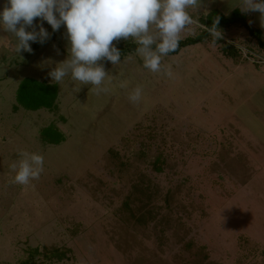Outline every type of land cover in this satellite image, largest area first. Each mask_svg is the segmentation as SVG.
<instances>
[{"label": "rangeland", "instance_id": "rangeland-1", "mask_svg": "<svg viewBox=\"0 0 264 264\" xmlns=\"http://www.w3.org/2000/svg\"><path fill=\"white\" fill-rule=\"evenodd\" d=\"M238 4L199 0L179 41ZM220 31L162 57L160 73L136 52L98 62L99 93L48 76L70 59L66 36L19 54L0 38V264H26L37 249L28 264H264V51L240 25ZM27 78L58 87L55 110L18 103ZM49 127L65 142L44 141ZM21 153L43 157L27 185L13 179ZM53 250L66 258L47 259Z\"/></svg>", "mask_w": 264, "mask_h": 264}, {"label": "clouds", "instance_id": "clouds-1", "mask_svg": "<svg viewBox=\"0 0 264 264\" xmlns=\"http://www.w3.org/2000/svg\"><path fill=\"white\" fill-rule=\"evenodd\" d=\"M199 6V0H4L0 8V30L15 37L14 51L32 52L31 43L44 44L50 33L63 26L70 59L56 64L48 73L52 81L61 82L66 76L84 85H93L97 92L106 76L103 63L121 62V52L115 42L132 38L138 45L143 67L153 73L162 71V57L174 52L180 34L194 23L188 9ZM242 13L259 12L264 27V0H239L236 7ZM36 21V23H34ZM219 17L207 28L214 42L221 37ZM58 65V66H57ZM166 75H171L165 71ZM137 87L129 95L133 103L141 99ZM19 164L11 165L14 182L27 185L43 171V157L36 153H21Z\"/></svg>", "mask_w": 264, "mask_h": 264}, {"label": "trees", "instance_id": "trees-1", "mask_svg": "<svg viewBox=\"0 0 264 264\" xmlns=\"http://www.w3.org/2000/svg\"><path fill=\"white\" fill-rule=\"evenodd\" d=\"M250 12V11H249ZM249 12L242 13L239 9H235L228 16L222 14L218 10H214L207 16L202 17L199 21L205 30L203 33L196 38H188L183 41H179L178 47L174 52H170L167 55L175 56L178 55L183 49L195 46L199 43L206 41L210 38V34L207 28L212 26V22L215 17H219V23L217 25L218 31L223 29H228L237 25L243 27L249 35L256 41L257 45L261 50L264 51V35L263 32L254 26V21L252 17H249ZM47 26V31L51 34L49 40L56 42L61 37H65L64 31L52 32L51 27L45 22ZM138 47L135 43L118 44L117 48L120 50L121 55L125 56L129 53L136 52L135 49ZM228 47L230 51H233L235 55L239 52L232 48L231 46H223V48ZM59 97V89L56 85H50L47 83L39 82L32 78H27L23 80L18 88L17 100L18 103L27 111L37 112L39 110L45 109L53 111L57 108V100ZM42 138L44 141L51 145H60L65 142V136L56 128L49 127L42 131ZM127 206V203L125 204ZM39 253V250H34L28 257L26 264L33 260L35 255ZM47 259H56L57 261H63L66 258V254L59 250L48 251Z\"/></svg>", "mask_w": 264, "mask_h": 264}, {"label": "crops", "instance_id": "crops-1", "mask_svg": "<svg viewBox=\"0 0 264 264\" xmlns=\"http://www.w3.org/2000/svg\"><path fill=\"white\" fill-rule=\"evenodd\" d=\"M4 6V0H0V8H2ZM253 14L255 15V23L257 24V22H261V21H259V19H260V14H259V12H253ZM43 26L45 27V29L46 30H48L47 29V26H46V24H45V22L43 23ZM260 27H261V25H260ZM259 26H258V28H260ZM261 29V28H260ZM262 32H263V35H264V31L262 30ZM0 38H5L6 40H7V42H8V40L10 41H12V42H15L16 43V41H15V37L14 36H12L11 34H9V33H7V32H5V31H3V30H0ZM52 42V41H51ZM46 43V42H45ZM52 43H56V42H52ZM12 52H14V51H12ZM11 52V53H12Z\"/></svg>", "mask_w": 264, "mask_h": 264}]
</instances>
